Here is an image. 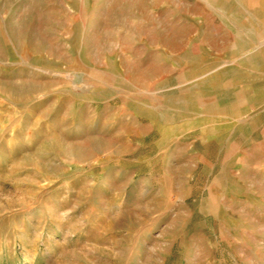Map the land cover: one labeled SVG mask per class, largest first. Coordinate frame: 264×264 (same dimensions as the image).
I'll return each instance as SVG.
<instances>
[{
	"label": "rangeland",
	"instance_id": "1",
	"mask_svg": "<svg viewBox=\"0 0 264 264\" xmlns=\"http://www.w3.org/2000/svg\"><path fill=\"white\" fill-rule=\"evenodd\" d=\"M254 6L0 0V264H264Z\"/></svg>",
	"mask_w": 264,
	"mask_h": 264
},
{
	"label": "bare ground",
	"instance_id": "2",
	"mask_svg": "<svg viewBox=\"0 0 264 264\" xmlns=\"http://www.w3.org/2000/svg\"><path fill=\"white\" fill-rule=\"evenodd\" d=\"M236 3H239L240 5H242V7H244V3H249L250 7L254 6V9L259 8L258 14H261L262 8H264V0H235ZM258 2V3H257ZM257 5V6H256ZM231 12L228 13V17H232V15H235V13H237V10H230Z\"/></svg>",
	"mask_w": 264,
	"mask_h": 264
}]
</instances>
